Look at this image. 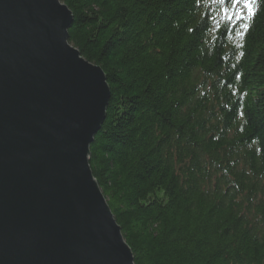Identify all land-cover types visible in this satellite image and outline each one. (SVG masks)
I'll list each match as a JSON object with an SVG mask.
<instances>
[{
    "label": "trees",
    "instance_id": "16d2710c",
    "mask_svg": "<svg viewBox=\"0 0 264 264\" xmlns=\"http://www.w3.org/2000/svg\"><path fill=\"white\" fill-rule=\"evenodd\" d=\"M61 2L106 77L88 164L134 264H264V7L241 39L230 0Z\"/></svg>",
    "mask_w": 264,
    "mask_h": 264
},
{
    "label": "water",
    "instance_id": "95a60500",
    "mask_svg": "<svg viewBox=\"0 0 264 264\" xmlns=\"http://www.w3.org/2000/svg\"><path fill=\"white\" fill-rule=\"evenodd\" d=\"M61 0H0V264H134L89 168L109 100Z\"/></svg>",
    "mask_w": 264,
    "mask_h": 264
},
{
    "label": "snow or ice",
    "instance_id": "6c2138e0",
    "mask_svg": "<svg viewBox=\"0 0 264 264\" xmlns=\"http://www.w3.org/2000/svg\"><path fill=\"white\" fill-rule=\"evenodd\" d=\"M214 2L224 5L229 3V0H214ZM230 4V8L220 9V14L228 21L236 19L238 22L243 23L242 30L234 33L242 39L248 32L251 21L255 19L260 9L264 7V0H230ZM238 5H243L242 9L238 12L232 11V9H236ZM241 55H243V53H241Z\"/></svg>",
    "mask_w": 264,
    "mask_h": 264
},
{
    "label": "bare ground",
    "instance_id": "6f19581e",
    "mask_svg": "<svg viewBox=\"0 0 264 264\" xmlns=\"http://www.w3.org/2000/svg\"><path fill=\"white\" fill-rule=\"evenodd\" d=\"M101 128V127H100ZM100 189V188H99ZM105 199V198H104ZM106 201V200H105Z\"/></svg>",
    "mask_w": 264,
    "mask_h": 264
}]
</instances>
